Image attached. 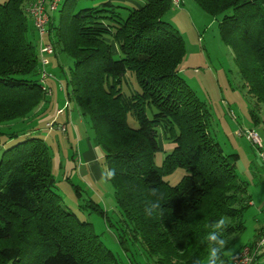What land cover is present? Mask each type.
<instances>
[{"label": "trees", "instance_id": "1", "mask_svg": "<svg viewBox=\"0 0 264 264\" xmlns=\"http://www.w3.org/2000/svg\"><path fill=\"white\" fill-rule=\"evenodd\" d=\"M32 1L0 4V264H119L92 224L54 193L52 155L44 141L34 129L18 126L47 105L51 92L45 85L51 78L45 72L49 55L42 65L39 37L27 13ZM192 1L220 18L219 38L234 55L246 96L254 108H264V0ZM172 3L143 0L137 8L123 9L108 1L78 12L61 8L56 24L48 14L41 41L51 45L58 67L60 55L73 63L62 86L64 108L58 111L70 119L72 102L89 122L119 209L114 240L122 248L139 245L148 264H197L207 256L209 233L224 239V250L232 243L228 238L243 231L240 219L251 200L236 176L237 155L224 154L211 138L208 108L178 76L185 44L163 21ZM250 113L254 125L262 123L255 109ZM128 117L137 128L129 126ZM59 126L51 125L66 131ZM161 143L171 149L163 150ZM178 169L185 175L171 186L164 178ZM153 189L161 208L148 217L145 202L157 199ZM87 203L109 222L92 198ZM198 214L200 222L194 220ZM222 218L227 221L223 236L215 227Z\"/></svg>", "mask_w": 264, "mask_h": 264}, {"label": "rangeland", "instance_id": "2", "mask_svg": "<svg viewBox=\"0 0 264 264\" xmlns=\"http://www.w3.org/2000/svg\"><path fill=\"white\" fill-rule=\"evenodd\" d=\"M108 1L123 9L137 8L143 4V0H66L60 4L57 11L50 14L56 24L60 15L58 11L61 8L67 12L73 6L74 11L78 12L82 9L101 8V5ZM5 2L6 0H0V4ZM29 2L31 0H26L25 4ZM123 9H118L121 15L125 13ZM219 20V17L214 18L205 13L192 0H180L178 6L172 3V7L163 17V21L169 23L179 33L185 44V55L178 67V76L208 108L210 115L208 133L211 138L220 145L224 154L237 155L236 176L251 200V205L243 210L240 219L244 227L243 231L228 238V241L232 240V243L223 250L230 253L224 258L226 260L252 243L260 227L264 226V158H260L255 147L243 136L237 134L253 129L262 140L263 148L260 151L264 154V108L260 106L254 108V100L246 96V89L240 81L234 55L219 38ZM60 57H57L60 64L58 67L53 56H46L49 66L45 68V72L51 76L45 81V85L51 90L46 98L47 105H42L40 110L27 120L20 121L21 124L18 126L28 132L34 129L36 133L33 135L41 138L48 147L53 161L54 193L58 194L63 205L67 206L81 221L92 224L93 232L115 255L119 264H148L144 250L139 245L126 244V247L122 248L114 240L113 234L116 232L112 226L119 223V209L114 202L113 189L105 179V166L100 162L98 170L102 171V177L97 184L95 182L92 185L84 181L79 176V172H74L75 176H72L70 181L65 179L68 177L64 169L65 164L63 163L61 168L58 165L57 156L63 160L62 154L69 156V159L71 155H75L76 164H79V161L85 162L80 155L85 149L84 142L87 139L93 144L89 122L83 119L81 125L75 121L78 115L72 102L69 103L70 117L76 133L72 132L71 118L66 122V112L58 113V110L64 108L65 103L62 86L68 81L69 69L73 67L71 59L64 55ZM114 59H119V56L115 55ZM252 109H255L262 123L253 124L250 115ZM54 122H66L67 131L61 132L52 129L51 126L49 130L47 126ZM128 124L131 128L138 127L132 117H128ZM66 136H70L68 141ZM65 145L69 148L65 149ZM71 145L74 146L73 150L70 148ZM162 159V152L156 153V166H160ZM183 175L185 172L178 169L164 180L173 186ZM73 186L79 188L81 198L76 196ZM89 198L107 212L109 222L87 207ZM202 218V215L198 214L194 220L200 222ZM254 264H264V253L256 259Z\"/></svg>", "mask_w": 264, "mask_h": 264}, {"label": "built area", "instance_id": "3", "mask_svg": "<svg viewBox=\"0 0 264 264\" xmlns=\"http://www.w3.org/2000/svg\"><path fill=\"white\" fill-rule=\"evenodd\" d=\"M64 0H35L27 7V13L30 16L35 32L39 37V54L42 58V65H46L47 61L43 58L44 55L52 53V47L49 44L42 43V38L45 37L46 27L49 20V13L57 11L60 4ZM174 4H178V0H172ZM44 77V75H43ZM61 113V111H58ZM51 126V125H48ZM61 130L64 126H59ZM239 136H243L259 153L260 158H264V154L260 151L262 140L254 130L238 132ZM264 253V233L251 246L243 247L231 259L229 264H254L256 259ZM152 264V263H149Z\"/></svg>", "mask_w": 264, "mask_h": 264}, {"label": "crops", "instance_id": "4", "mask_svg": "<svg viewBox=\"0 0 264 264\" xmlns=\"http://www.w3.org/2000/svg\"><path fill=\"white\" fill-rule=\"evenodd\" d=\"M34 1H32V2H34ZM69 115H71V113ZM77 117H76L77 120L75 118V121H78L82 125V123H81L82 118L79 117V116H77ZM65 119H66V122H68L66 116H65ZM70 120H71L70 123L72 125L71 126L72 127V132L76 133V129H74L75 127L72 124V118ZM66 122H57L56 124H58L60 126H63V125H66ZM54 129L57 130V127L56 128L54 127ZM66 131H67V127H66ZM69 138H70V136H66L67 141H68ZM160 147L163 148V150L171 149L170 145H165L164 143H161ZM66 148H69V147L65 145V149ZM70 148L73 150L74 146L72 147V145H71ZM84 148L85 149H83V152L80 155H81L82 159L84 158L85 162L79 161V164H76L74 161L69 159V156H66L65 154H62L63 160H61L60 157L57 156L58 165L60 164L59 167L61 168L62 164L63 163L65 164L64 169L68 173L67 175L70 178L72 176L73 177L75 176L74 172H79V176L84 181H86L87 183L92 184V185L95 182L97 184V182H99L100 178L102 177V171L98 170L99 169L98 165L100 164V161H101V158H102L101 151L97 147H95L94 144L90 143V141L87 140V139L84 142ZM71 156H73V158H74L75 155H71ZM64 158H67V159H64ZM250 205H251V202H250ZM263 233H264V226L260 227V229L258 230V232L256 234L255 240L252 243H250L249 245H252L254 242H256V240Z\"/></svg>", "mask_w": 264, "mask_h": 264}, {"label": "clouds", "instance_id": "5", "mask_svg": "<svg viewBox=\"0 0 264 264\" xmlns=\"http://www.w3.org/2000/svg\"><path fill=\"white\" fill-rule=\"evenodd\" d=\"M110 178H114L115 169H112L109 174ZM152 196L157 197L155 201L148 200L145 202V211L148 217H151L154 213L161 208L159 203V197L155 189L152 190ZM216 229L220 230L221 235L224 234V228L226 227L225 220L222 218L217 224ZM206 239L210 242L207 256L203 260L197 261V264H225V257L230 253L228 251H223L224 248V239L217 240L216 236L213 233H209ZM215 243L217 246L215 248L211 247V244ZM219 253V255H218Z\"/></svg>", "mask_w": 264, "mask_h": 264}]
</instances>
